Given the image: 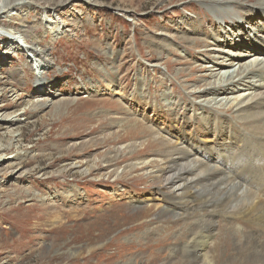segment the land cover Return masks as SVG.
Masks as SVG:
<instances>
[{"label":"rangeland","instance_id":"1","mask_svg":"<svg viewBox=\"0 0 264 264\" xmlns=\"http://www.w3.org/2000/svg\"><path fill=\"white\" fill-rule=\"evenodd\" d=\"M58 1L39 0L36 8L15 12L0 24L9 39L17 27L32 28L30 36L39 49L48 50L51 60L41 88L43 75L34 69V56L14 53L9 39H0V264H185L179 248L192 239L190 228L200 224L201 216L149 225L153 202L147 199L163 201L156 182L147 179L154 171L125 173L129 159L105 166L132 143L129 121L138 119L142 128L164 130L175 126L181 114L188 124L196 118L197 128L204 124L209 111L195 116L189 96L196 86L216 80L199 81L197 66L206 50L204 44L188 50L190 36L185 35L182 18L201 15L205 32L215 29L218 21L204 14L206 0H72L58 14L61 27L68 23L62 28L68 26L75 36L64 34L57 41L45 26L49 17L42 10ZM247 43L246 48L220 49L256 68L261 58L247 57L254 42ZM233 68L232 73L239 65ZM178 69L185 71L183 79L178 80ZM249 77L245 74L229 87ZM249 91L255 90L227 95L223 106L213 102L212 109H221L227 119ZM125 134L126 141H119ZM20 147L23 154L18 153ZM154 151L149 148L141 159L152 160ZM251 190L259 193L256 187ZM166 202L173 205L174 200ZM144 211L147 219L133 218ZM235 217L245 227H255ZM217 218V234L196 264H251V255L236 248L243 236L233 232L242 233V224L233 221L228 210ZM257 235V244L264 248V235Z\"/></svg>","mask_w":264,"mask_h":264},{"label":"bare ground","instance_id":"2","mask_svg":"<svg viewBox=\"0 0 264 264\" xmlns=\"http://www.w3.org/2000/svg\"><path fill=\"white\" fill-rule=\"evenodd\" d=\"M38 1L0 0V24L15 12L36 8ZM69 1L72 0H60L53 5L52 9L45 7L42 10L49 18L54 17L53 20L48 18L45 26L52 29L53 36L56 37L57 41L64 34H74V32L73 34L70 32L68 26L62 28L64 25H69L68 23L62 24V27L59 23L61 20L58 10ZM82 1L92 2L93 0ZM247 3H250L251 6L249 7ZM202 10L207 18L211 17L218 21L215 23V29L205 32L201 15L200 19L185 15L182 18V23L185 35L190 36L188 50H194L201 44H204L206 50L203 59L199 60L202 64L197 66L199 74H201L200 78H202L199 81L216 80L215 82H206L204 88L196 86L193 94L189 96V99L191 98L192 103L195 104L193 106L195 116L200 114V111H209L208 118L206 121L202 120L204 124L199 123L197 128L198 121L196 118L188 124L180 114V116L177 115L179 120L173 121L176 123L175 126L172 127L169 124L171 129L162 130L151 125L142 128L141 121L134 119L136 117L134 116V120L129 121L132 143L130 142L126 148H123L124 150L118 151V157L106 161L107 166L105 167L112 168L113 165H122L124 159H129L131 164L124 169L125 173H143L148 169L154 171L153 175L147 179L156 182L157 193L163 197V201L158 203L154 198L155 196L147 199L148 204L150 203L149 200L153 202V221H150L149 225H154V220L179 219L184 216L188 219L192 215L201 216L198 218L200 224L197 222V226L190 228L189 233L192 239L185 248H179L185 264L190 261L192 264H196L204 257L210 240L217 234V217L225 210H228L233 221H239L235 217L239 215L243 222L255 224L254 228L246 224L247 228L239 221L243 227L242 233L235 230L233 234L236 237L243 236V239L239 241L235 237L239 246L236 248L239 251L244 250L245 253H249L251 256L248 259L251 264H257L264 260V248L259 246L260 243L257 244L259 238L257 232L259 235H264V232L261 231L264 229V85L261 84L264 82V0H206ZM252 16L254 18L250 20L251 27L249 25L248 28H244L243 23ZM256 18L259 19L254 22ZM31 29L30 27L26 29L17 27V32L13 36L11 35L12 38L9 39L10 33L4 31L0 26V39L3 41L9 39L8 47L14 53L23 52L28 59L34 56L33 58L37 63L34 69L42 76L49 70L51 60L48 50L37 47L38 44L30 36ZM210 40L213 42L211 43ZM251 40L254 44L249 49L250 54L246 55L247 57L258 56L261 58V64H258L256 68H253V64L240 63L234 58L235 56L220 49L221 47L246 48L247 42H251ZM210 46L212 48L208 50L207 48ZM216 52L224 53L226 56H216ZM238 65L237 71L230 72L233 67ZM184 72V70L178 69L176 74L178 80L184 78L186 75ZM245 74L250 77L234 87H229L240 81ZM39 79L42 84L40 87L44 88L43 83L46 82L44 75ZM253 88L255 91H249L251 93H248L246 99L239 104L238 108H240L237 109L236 107L235 114L225 118L226 120L221 116V109H212L213 102L223 106V101L227 100V95L237 94L245 89L253 90ZM40 91L42 90L40 89ZM43 92L46 96L50 94V91L44 90ZM52 95L54 96V94ZM227 103L229 104V102ZM7 118L8 121L16 119V117ZM190 128L191 132H189ZM118 134L120 133L114 132L112 135L118 136ZM126 136L125 134L120 137L119 141L125 142ZM145 137L147 138L144 139ZM149 148L156 149L152 153V160H142L141 158L146 156L145 152ZM20 151L21 147L18 149V153L23 154ZM14 157L17 158V155ZM1 167L0 165V173L4 171ZM251 187L258 188L259 193L253 192ZM169 199L174 200L173 205L166 202ZM231 210L232 213H230ZM146 213L144 211L133 218L141 222L146 218ZM131 221L133 220L131 219ZM248 229H251L249 234H247ZM148 232L147 235H149ZM244 234H247L246 239ZM198 235L201 237L199 242H196L195 236ZM194 248H197L195 252ZM242 253L244 252L242 251ZM171 261L173 262V260Z\"/></svg>","mask_w":264,"mask_h":264}]
</instances>
